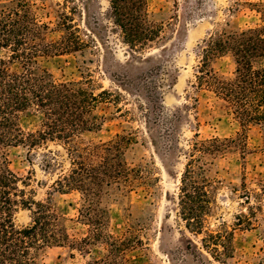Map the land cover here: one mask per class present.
Returning a JSON list of instances; mask_svg holds the SVG:
<instances>
[{"label":"rangeland","instance_id":"rangeland-1","mask_svg":"<svg viewBox=\"0 0 264 264\" xmlns=\"http://www.w3.org/2000/svg\"><path fill=\"white\" fill-rule=\"evenodd\" d=\"M4 1L8 0H0ZM30 1L43 17L68 14L85 42L78 51L42 61L52 77L85 80L96 93L108 90L118 95L100 104L98 112L104 114L100 129L78 135L72 142L84 146L116 134L133 135L126 159L135 174L134 185L129 192L112 191L104 202L109 208L108 230L116 235L126 231L132 241L125 252L126 264H264V127L252 124L242 129L223 99L204 86H193L202 40L223 29L241 31L264 24V0H146L149 18L163 23L162 38L143 53L149 60L127 56V45L105 15L110 0ZM160 61L162 100L169 109L182 112L176 123L180 146L188 147L195 132L203 139L245 135L243 148L233 147L207 159L210 207L200 233L185 227L177 205L187 159L176 147L164 148V138L158 141V150L153 146L140 108L142 93L134 83L121 86L112 75H134ZM212 67L228 78L235 63L226 53ZM184 105L188 107L183 109ZM39 123L40 115L34 110L21 120L25 132L34 131ZM67 147L46 140L36 146L7 147L6 154L10 168L22 181L20 186L36 200H48L65 217L69 235L79 239L89 229L78 220L81 195L76 190L60 193L55 184L70 169ZM30 220L29 210H17V224L26 225ZM103 253L101 244L82 252L54 246L44 253L43 264H87Z\"/></svg>","mask_w":264,"mask_h":264},{"label":"trees","instance_id":"trees-1","mask_svg":"<svg viewBox=\"0 0 264 264\" xmlns=\"http://www.w3.org/2000/svg\"><path fill=\"white\" fill-rule=\"evenodd\" d=\"M105 15L127 45L128 57L151 58L143 53L162 38L163 23L149 18L146 0H110ZM84 43L78 27L64 12L49 19L30 0L0 2V264H43L48 248L68 246L82 252L98 244L104 253L87 264H126L125 252L132 241L126 231L116 235L108 230L110 215L104 202L112 191L129 192L134 185L135 174L126 159L133 135L116 134L84 146L72 142L78 135L100 129L104 119L98 112L100 104L118 95L108 90L96 93L85 80H56L41 64L48 57L78 51ZM199 53L193 86H204L223 99L242 129L252 124L264 127V24L241 31L223 29L203 39ZM226 53L235 63L228 78L212 67ZM162 74L161 61L134 75L112 73L121 86L134 83L142 93L140 108L153 146L158 150V141L164 138V148L176 147L187 159L177 205L185 227L200 233L210 207L207 159L233 147L243 148L245 135L203 139L195 132L188 147L180 146L176 123L182 112L164 104L158 83ZM32 110L39 113L40 123L34 131L25 132L21 120ZM46 140L68 146L70 169L55 184L60 193L76 190L81 195L78 220L89 229L79 239L69 235L65 217L48 200H36L20 186L21 179L9 166L7 147L36 146ZM19 208L30 211L26 225L15 221Z\"/></svg>","mask_w":264,"mask_h":264}]
</instances>
